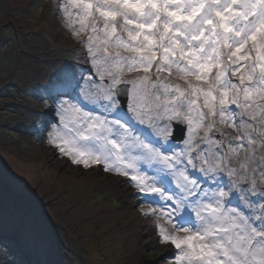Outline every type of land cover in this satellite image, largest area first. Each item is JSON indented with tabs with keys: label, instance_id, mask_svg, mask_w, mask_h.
<instances>
[{
	"label": "snow or ice",
	"instance_id": "6c2138e0",
	"mask_svg": "<svg viewBox=\"0 0 264 264\" xmlns=\"http://www.w3.org/2000/svg\"><path fill=\"white\" fill-rule=\"evenodd\" d=\"M53 8L82 55L41 69L36 131L136 189L166 264H264V0ZM27 201L0 182V264H57Z\"/></svg>",
	"mask_w": 264,
	"mask_h": 264
},
{
	"label": "rangeland",
	"instance_id": "374dc122",
	"mask_svg": "<svg viewBox=\"0 0 264 264\" xmlns=\"http://www.w3.org/2000/svg\"><path fill=\"white\" fill-rule=\"evenodd\" d=\"M55 3L0 0V145L32 162L49 155L51 168L65 179L57 188L37 185L27 201L57 264H166L171 245L159 243L154 218L141 215L140 208L149 205L133 195L136 189L99 166L73 164L31 124L29 109L44 107L36 86L46 79V62L82 55L69 51L77 46L55 16ZM1 171L0 182L23 187L10 184L7 170Z\"/></svg>",
	"mask_w": 264,
	"mask_h": 264
},
{
	"label": "bare ground",
	"instance_id": "6f19581e",
	"mask_svg": "<svg viewBox=\"0 0 264 264\" xmlns=\"http://www.w3.org/2000/svg\"><path fill=\"white\" fill-rule=\"evenodd\" d=\"M48 156L45 155L40 160L32 162L30 158L10 153L0 145V168L2 171L7 170L10 184L12 183L17 186L27 185V194L32 195V189L37 185L41 189H51L60 187L65 183L64 177L59 174L58 170L51 168L50 156L49 158ZM13 176L19 179L13 180ZM21 181L23 182L22 184Z\"/></svg>",
	"mask_w": 264,
	"mask_h": 264
}]
</instances>
